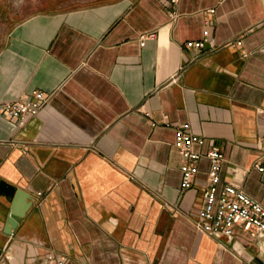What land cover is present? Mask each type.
Returning a JSON list of instances; mask_svg holds the SVG:
<instances>
[{
    "label": "crops",
    "instance_id": "obj_1",
    "mask_svg": "<svg viewBox=\"0 0 264 264\" xmlns=\"http://www.w3.org/2000/svg\"><path fill=\"white\" fill-rule=\"evenodd\" d=\"M47 2L0 50V108L47 101L22 128L0 110V182L33 201L8 236L0 195V264H264L244 234L195 228L209 160L182 191L175 146L189 124L199 152H224L221 181L264 208V0H181L174 21L168 0ZM205 30L203 51L185 46Z\"/></svg>",
    "mask_w": 264,
    "mask_h": 264
},
{
    "label": "built area",
    "instance_id": "obj_2",
    "mask_svg": "<svg viewBox=\"0 0 264 264\" xmlns=\"http://www.w3.org/2000/svg\"><path fill=\"white\" fill-rule=\"evenodd\" d=\"M181 0H168L170 17L174 21L178 12L176 6ZM224 1V0H219ZM214 14L215 10H210ZM208 30L203 33V40L189 41L185 44L187 48L203 51L208 42ZM154 35H142L141 46L144 47L147 40ZM242 42H237L241 45ZM46 98L43 92L34 91L27 97L9 101L0 108L4 117L16 123L18 128L26 125L29 119L35 118L39 111L45 106ZM264 145V138L261 140ZM206 140L191 132L189 124L178 127L175 133V146L182 157L181 163V190L192 188L194 179L199 174V163L202 159L209 160L208 187L204 193V201L200 208L198 218L192 221L195 228L208 235L210 238L235 239L239 234H244L252 240L264 245V208L257 201L251 199L238 187L221 181L222 164L225 160L224 152L212 146L205 153L197 150L204 147ZM259 171L263 172L261 168ZM43 193L38 192L35 204L41 202ZM42 264H76L71 257L48 252L43 257Z\"/></svg>",
    "mask_w": 264,
    "mask_h": 264
},
{
    "label": "rangeland",
    "instance_id": "obj_3",
    "mask_svg": "<svg viewBox=\"0 0 264 264\" xmlns=\"http://www.w3.org/2000/svg\"><path fill=\"white\" fill-rule=\"evenodd\" d=\"M50 7L47 0H0V50L19 22Z\"/></svg>",
    "mask_w": 264,
    "mask_h": 264
},
{
    "label": "water",
    "instance_id": "obj_4",
    "mask_svg": "<svg viewBox=\"0 0 264 264\" xmlns=\"http://www.w3.org/2000/svg\"><path fill=\"white\" fill-rule=\"evenodd\" d=\"M0 195L12 202L10 219L4 230L6 235L11 236L33 206L32 197L26 191L16 188L5 181L0 182Z\"/></svg>",
    "mask_w": 264,
    "mask_h": 264
}]
</instances>
